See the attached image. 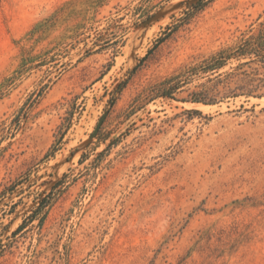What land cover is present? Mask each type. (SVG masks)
<instances>
[{"label":"rangeland","instance_id":"374dc122","mask_svg":"<svg viewBox=\"0 0 264 264\" xmlns=\"http://www.w3.org/2000/svg\"><path fill=\"white\" fill-rule=\"evenodd\" d=\"M197 1L0 0V264H264V98H146L264 18Z\"/></svg>","mask_w":264,"mask_h":264},{"label":"trees","instance_id":"16d2710c","mask_svg":"<svg viewBox=\"0 0 264 264\" xmlns=\"http://www.w3.org/2000/svg\"><path fill=\"white\" fill-rule=\"evenodd\" d=\"M205 4L204 0H198L190 6L186 15L202 9ZM190 85L193 89L181 99L182 102L214 106L237 98H244V102L263 99L264 18L256 29L250 28L233 44L219 48L152 86L146 98L162 96L173 99L177 90Z\"/></svg>","mask_w":264,"mask_h":264},{"label":"bare ground","instance_id":"6f19581e","mask_svg":"<svg viewBox=\"0 0 264 264\" xmlns=\"http://www.w3.org/2000/svg\"><path fill=\"white\" fill-rule=\"evenodd\" d=\"M192 106H195V107H198V108H199V107H201V108H207V107H208V106H204V105H201V104H198V105H193V104H192Z\"/></svg>","mask_w":264,"mask_h":264},{"label":"water","instance_id":"95a60500","mask_svg":"<svg viewBox=\"0 0 264 264\" xmlns=\"http://www.w3.org/2000/svg\"><path fill=\"white\" fill-rule=\"evenodd\" d=\"M99 127H97L96 131L98 130Z\"/></svg>","mask_w":264,"mask_h":264}]
</instances>
